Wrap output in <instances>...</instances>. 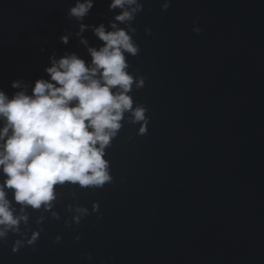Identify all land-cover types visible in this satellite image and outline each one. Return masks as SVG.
Here are the masks:
<instances>
[{
  "label": "water",
  "instance_id": "obj_1",
  "mask_svg": "<svg viewBox=\"0 0 264 264\" xmlns=\"http://www.w3.org/2000/svg\"><path fill=\"white\" fill-rule=\"evenodd\" d=\"M163 2L143 0L133 24L141 52L127 57L145 79L130 95L147 109V133L126 112L106 149L111 182L58 185L52 209L27 208L28 224L0 238V264H264V0ZM109 3L96 0L84 22L108 27L119 12ZM73 4L0 0V88L10 98L22 90L13 80L31 94L50 79L53 53L91 61L67 16ZM82 37L102 46L91 27ZM78 207L88 210L79 224ZM16 240L25 246L14 253Z\"/></svg>",
  "mask_w": 264,
  "mask_h": 264
},
{
  "label": "clouds",
  "instance_id": "obj_2",
  "mask_svg": "<svg viewBox=\"0 0 264 264\" xmlns=\"http://www.w3.org/2000/svg\"><path fill=\"white\" fill-rule=\"evenodd\" d=\"M95 2L74 0L67 12L79 24L77 35L91 56L90 62L75 52L59 59L53 53L51 66L45 69L50 79H37L31 94L19 79L10 86L22 90L11 98L0 88V173L5 177L0 182V238L9 232L19 233L21 222L28 224L27 208L52 209L58 185L102 188L111 182L106 149L122 128L126 112H131L133 122H144L139 132L147 133V109L141 105L134 108L130 95L134 85L144 87L145 79L137 80L127 59L141 52L133 24L145 5L143 0H110L109 12H119L106 27L104 23L94 26L84 22ZM170 6L171 0H164L161 9ZM90 27L103 42L99 48L88 46L89 41L82 37ZM146 31L152 34L151 29ZM193 31L199 34L202 29ZM60 40L68 44L69 36L62 35ZM7 190H12V199ZM13 202L20 206L19 214ZM93 210L98 211L99 205ZM76 212L80 215L74 219L79 224L80 216L88 210L78 207ZM52 215L59 219L57 213ZM42 221L41 217L37 223ZM39 239L40 231L34 232L27 245ZM55 242H61L59 235ZM24 246V240H16L12 252ZM87 259L91 261L92 256Z\"/></svg>",
  "mask_w": 264,
  "mask_h": 264
}]
</instances>
